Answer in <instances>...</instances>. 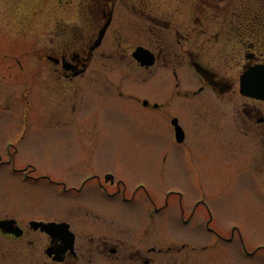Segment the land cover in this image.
<instances>
[{"label": "flooded vegetation", "instance_id": "1", "mask_svg": "<svg viewBox=\"0 0 264 264\" xmlns=\"http://www.w3.org/2000/svg\"><path fill=\"white\" fill-rule=\"evenodd\" d=\"M9 57L18 78H0L1 112L17 134L37 103L41 129L74 136L133 115L148 146H203L223 178L244 173L264 196V0H0V70ZM2 141L0 264H234V243L249 259L264 252L200 191L97 169L92 146L50 173ZM173 162L181 178L186 163Z\"/></svg>", "mask_w": 264, "mask_h": 264}, {"label": "rangeland", "instance_id": "2", "mask_svg": "<svg viewBox=\"0 0 264 264\" xmlns=\"http://www.w3.org/2000/svg\"><path fill=\"white\" fill-rule=\"evenodd\" d=\"M10 58H8V66L4 65L0 70V78H5L6 75L8 82L14 83L18 78V73ZM3 88L0 87V97L5 94ZM13 88L17 93L19 87ZM37 104L35 109L38 113L35 111L34 118H32L35 123L31 122L25 134L21 135L22 140L15 146L26 151L25 156L31 163L46 167L50 169L48 172L52 173L59 170L60 161L79 158L76 153L68 154L67 152H71L77 146H92L96 151L84 158H90L93 167L104 169L119 165L122 170L127 171L124 177L128 181L144 179L151 184L163 183L174 190L181 191L185 196L190 191H200L205 196L206 203L210 199L214 207L215 218L218 216L217 219L222 222L232 221V224L238 228L245 247L250 250L257 246L264 247V196L254 193L256 189L254 183L244 173L228 171L226 174H230L231 177L228 180L223 178V165L212 159L209 152H204L203 146H148L149 141L145 131L139 129V117L135 119L132 118L133 115L131 117L120 112L105 116L103 118L104 128L97 135L74 136V134L67 135V133L59 134L58 131H46L41 129L36 122L42 109L40 103ZM18 105L19 102L15 100L10 110L18 113ZM113 108L116 110V106ZM4 109L5 104L0 98V145L5 139L17 140L16 126L7 124L8 114L1 112ZM137 111L140 112L136 109L133 114L136 115ZM167 131L171 132L168 128ZM155 142L158 143V140ZM3 147L0 146V148ZM162 149L165 151L166 161L164 163L161 162ZM178 159L186 163L180 169L181 178L173 175V165L176 164L173 160ZM149 160L162 167L151 173L146 169H140ZM49 165H54V169ZM176 178L180 181L182 179V182L179 184L175 181ZM241 251L240 244L234 243L232 246L234 264H264L263 250L250 259Z\"/></svg>", "mask_w": 264, "mask_h": 264}]
</instances>
